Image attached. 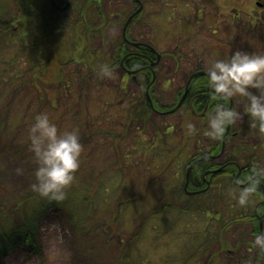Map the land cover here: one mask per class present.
Instances as JSON below:
<instances>
[{
    "label": "rangeland",
    "instance_id": "374dc122",
    "mask_svg": "<svg viewBox=\"0 0 264 264\" xmlns=\"http://www.w3.org/2000/svg\"><path fill=\"white\" fill-rule=\"evenodd\" d=\"M98 1L74 0L63 12L53 9L51 13L67 15L52 24L51 13L48 22L43 20L50 11L48 0H0V7H8L0 16L11 20L15 31L12 37L8 27H0V208L19 224L16 210L22 198L36 206L49 203L31 188L36 165L27 136L36 114L48 113L61 132L77 131L84 149L75 179L65 189L63 202L70 207L45 209L38 219L39 248L20 246L0 264H120L125 249L134 244L135 264H264V252L254 247L258 221L263 228L261 205L256 217L230 219L237 200L232 198L228 209L210 193L204 199L216 213L158 210L173 189L171 199L179 207L185 173L208 158L211 138L204 133L210 111L192 118L173 108L186 92L188 74L237 50L264 54V0H139L143 13L141 8L133 12L132 1ZM115 14L118 22L113 24ZM131 16V36L163 54L151 89L144 83L146 72L126 81L120 66L111 67L112 78H101L95 67L112 56L111 46L122 39ZM52 43L53 54L62 51L65 57L69 52L65 63L52 62ZM227 104L241 118L230 125L234 140L226 142L221 160L235 161L230 151L239 155L248 147L255 162L264 163V136L244 130L250 128L245 99L236 96ZM167 108L173 110L162 113ZM186 120L196 126L191 136L185 135ZM220 140L211 141L220 145ZM246 177L237 172V187L247 186ZM8 196L20 201L5 203ZM251 198L248 206L255 212L258 202ZM216 235L218 241L202 254L200 247Z\"/></svg>",
    "mask_w": 264,
    "mask_h": 264
},
{
    "label": "clouds",
    "instance_id": "9594fccd",
    "mask_svg": "<svg viewBox=\"0 0 264 264\" xmlns=\"http://www.w3.org/2000/svg\"><path fill=\"white\" fill-rule=\"evenodd\" d=\"M113 71L104 64L99 68V75L112 78ZM206 76L208 87L224 102L215 104L208 113L204 134L212 140L224 137L226 128L241 118V113L228 107L226 102L240 96L245 99L244 114L248 116L250 127L264 136V54L237 50L229 58L213 62L206 69ZM183 127L186 136L196 132L191 121L186 120ZM27 140L36 165L32 190L49 202L61 203L65 189L73 183L80 167L84 149L78 132L68 129L61 132L49 114L41 112L35 115L28 129ZM17 172L22 174L23 170L17 169ZM247 180L246 187L231 192L241 207L249 204L250 197L264 180V163H254ZM254 247L264 252V232L255 236Z\"/></svg>",
    "mask_w": 264,
    "mask_h": 264
},
{
    "label": "trees",
    "instance_id": "16d2710c",
    "mask_svg": "<svg viewBox=\"0 0 264 264\" xmlns=\"http://www.w3.org/2000/svg\"><path fill=\"white\" fill-rule=\"evenodd\" d=\"M59 4L63 5L65 4V2L63 0H58ZM48 8L50 9V11L48 10V12L46 13L45 16H43V20L48 19L49 15L51 12H53V9H56L55 4L53 3L52 0H48ZM77 5H75L74 7H76ZM7 4L3 5V7H0V12L3 9H6ZM75 11V8H74ZM56 13H51V15L54 17L53 18V23L52 24H56L55 21L60 20H64V18L66 19V15H67V11H65L66 13H61V12H57V10H55ZM80 11H77V16L80 15ZM50 15V18H52V16ZM60 16V17H59ZM1 17V16H0ZM2 18V17H1ZM8 20V21H5ZM82 20V19H81ZM11 20L9 19H0V27H8L10 31V33L12 34V37L15 36V31L12 30L13 28H11L10 26L12 25ZM45 22H48V20H46ZM55 29V27H54ZM51 33H54L53 31H50ZM85 33H88V31H85ZM56 37V36H55ZM59 37H56V39H58ZM16 40V38L14 39ZM54 44L52 43V62L54 61V63L59 64L58 62L61 60L63 63H65L67 61L66 56H68V54L63 57V53L62 51H58L55 54H53V51H55V47H53ZM56 47H60L59 45ZM112 47V46H111ZM119 48V46H118ZM118 50V49H117ZM117 50H111L114 51V55L107 57L108 59H102L97 65L95 64L96 68H100L99 66L107 64L110 67H116V66H120L121 65V58L122 56L119 55V52ZM55 55V57H54ZM61 62V63H62ZM93 67V66H92ZM204 88H208L207 85V76H199L194 78L191 82H190V91H189V95L195 94L197 92L200 91V89H204ZM208 90V89H207ZM218 99H216L211 107H210V111L213 108V106L217 103H223L224 101H222L219 97H216ZM178 101H176V103H174L173 106H175L177 104ZM227 103V102H226ZM147 106L152 109L151 104L149 102V100L147 99ZM228 106V104H227ZM201 107L204 108V105L201 104V106H199V108ZM229 107V106H228ZM198 106L194 105L190 106L189 102H186V105H184V107L181 109V111L187 116L189 117L192 116V118L196 117L195 115V111L198 110L199 111ZM189 114V115H188ZM191 118V117H190ZM189 119V118H187ZM195 121V120H194ZM192 122V121H191ZM247 129L249 130L247 133L249 132H256L255 129L250 128H244V130ZM153 156H159L161 157L160 152H152ZM213 153H218L217 149H214ZM165 154H163V157L165 158L166 156H164ZM235 155V158L238 159L239 161L241 160V158L245 159V162H247L249 165L246 167L248 170L246 173H242L240 175L241 176H249L251 175V170H252V165L256 163L255 159L257 158L256 155H254V153H252V150H249L248 147H246L245 149H243L241 151V153L238 155L236 154L235 151L231 150L230 151V156ZM238 155V156H237ZM204 156V155H203ZM163 160V158H162ZM251 165V166H250ZM215 167V162L214 160L210 159V158H200V160L198 162H196L192 168V171L190 172V183H189V190L190 191H194V192H198V193H194V194H188L184 188L185 183H186V173L185 176L183 177V184H181L180 189L182 190L180 193V197L177 198L181 200H179V207L177 206V204H175L174 200L171 199V197L174 196V191L175 189H173V193H170L171 195L169 197H166L164 199L165 203H164V208H158L159 211L163 210H172V209H178V212L181 210H186V209H190L191 211H202L203 213H207V215L211 214L212 211H214V206H211V203H209L206 199H204L205 196H208L211 193V196L213 197V199L215 201H220L221 203H223L225 206L228 207V209L231 207V204L233 203V196L231 194L233 189H236L237 192L241 189L239 187H237V185L234 183V180L236 178L237 172H238V168L236 166H227L224 170L216 173V174H211L210 178L207 180L206 179V174L213 170ZM236 167V168H235ZM232 168V169H230ZM237 169V170H235ZM224 177V179H223ZM226 177V179H225ZM246 177V179H247ZM211 180V187L206 189V191H204L203 189L207 188V183L208 181ZM228 180V183L227 181ZM226 181V182H225ZM231 187V188H230ZM39 195V194H38ZM184 195V196H183ZM36 196V195H35ZM251 197H254L255 201H257L258 203H260L261 201H264V183L262 181H260V185L259 188L257 190L256 193H254ZM250 197V201L252 200L253 202V198ZM8 200H4L6 201L5 203L11 204V203H16L20 201L19 198H12L11 196H8L7 198ZM39 199V198H36ZM27 200V198L25 197L24 199L22 198L23 201V205H20V208L17 207L18 210V214L21 216V220L22 222L19 224L14 223L13 221V216L11 214H9L7 211H4V209L0 208V262L2 261V259L11 251L15 250L16 248L20 247V246H28V247H32L34 250H37L39 248V243H38V219L39 217L43 214V212L45 211V209L49 208L51 205L52 206H59V207H63L64 209H66L67 207H70V205H66L67 202L66 201H62L63 204L61 203H57L55 201L49 202L48 204H46V201L44 200V204L42 205V203L38 202L37 206L33 202L29 203V201H25ZM204 200L205 202H207L206 204L202 201ZM38 201V200H37ZM234 204H236L237 206H234ZM233 206L235 207V210H230L231 214H230V219H241L243 217H256L257 214L256 212H254L253 210H251V208L247 205L246 207H244L246 209V212L243 211V207L238 205V202H234ZM2 205V202L0 201V207ZM66 205V206H65ZM261 207H264L261 206ZM260 207V208H261ZM69 209V208H68ZM158 212V211H157ZM211 212V213H210ZM221 211H219V214L222 215L220 213ZM72 215L73 211H71ZM214 213H216L214 211ZM264 218V216H263ZM217 219V217H216ZM148 220V219H147ZM221 221V225H224L222 222V219H220ZM257 227L255 229V231L259 234L260 233V222L258 221L257 223ZM225 231V229H223ZM217 235L215 236V238H209L208 239V244H206L205 247H200L202 250V254H205L206 251L208 250V246L213 243L215 244L216 241H218L217 239ZM218 243V242H217ZM225 244V243H224ZM225 247H228V244L224 245ZM135 248H137V244H134V246L131 247H127V249H125V253H124V258L122 260V262L120 264H124L126 262H128V264H135L133 263L135 260L139 259L138 257H133L131 256L133 254V251ZM226 249V248H225ZM260 252V251H259ZM132 253V254H131ZM261 254V252H260ZM135 259V260H134ZM134 260V261H133ZM132 261V262H130ZM185 261L187 262V258L185 259Z\"/></svg>",
    "mask_w": 264,
    "mask_h": 264
},
{
    "label": "flooded vegetation",
    "instance_id": "af4514ba",
    "mask_svg": "<svg viewBox=\"0 0 264 264\" xmlns=\"http://www.w3.org/2000/svg\"><path fill=\"white\" fill-rule=\"evenodd\" d=\"M73 1L70 2V0H65V4H63V5H58V4L56 5L55 4V6H56L55 8L62 11L64 9L63 7H65L66 5L69 6ZM77 1H79V0H77ZM84 1H86L88 4H91V3L93 4L94 2H96L95 4H100L98 0H84ZM128 1H132V3L135 4V10L133 12H135L139 8L142 9V11H141L142 13L144 12V3L143 2H140L139 0H128ZM94 9H95V12H97L98 7L94 8ZM83 10L86 12L87 9L84 7ZM86 16H88V15H86ZM139 16H140V14L138 16H136L133 20H135ZM84 18H86V17H84ZM117 18H118L117 14H115V16L113 15V18H112L113 24L118 22ZM133 20H132V22L130 21V23L127 27L126 38L124 37V29H123L122 39L119 41V43H113L112 48L114 51L118 49L117 51L119 52V55L122 56L120 68L122 69V71L124 73L125 80L129 81V78L136 80L137 75L144 74L146 72V76H144V79H145L144 83H146L147 87H150V89H151V87L153 86L154 81H155L154 80L155 77L153 76V72L155 71V69H158V66L161 64L163 54L160 53L149 42H144L138 38L131 36V31L133 30L132 26L134 24ZM125 24H126V22L124 23V28H125ZM118 46H119V48H118ZM112 48H111V50H112ZM114 51H112V55H114V53H115ZM123 63H124V66L122 65ZM199 71H206V69H199V70L197 69L195 71L190 72V74H188V77L186 80L185 88H187V83L190 80L191 75L193 73L199 72ZM149 73L151 74V78L149 77ZM199 76H206V75L202 74ZM199 76H197V77H199ZM194 78H196V77H194ZM189 89H190V84L188 86L186 96H185L184 100L182 101L181 105L179 107H177L179 102L181 101L183 95L178 98L177 104L175 106H173L174 110L181 111V109L184 107V105H186V102L188 101L190 106L192 105V102H193V107H194V105H196L199 108V106H201V104L204 105V108L201 109V107H200L199 111L198 110L195 111L196 116L201 117V116L206 115V113H208V110L210 111V107H211L212 103L216 99H218V98H216L217 97L216 94L208 87V88L200 89V91L195 93V94L189 95V91H190ZM150 104H151V102H150ZM176 107H177V109H175ZM171 109L172 108H167L162 113H166L168 111L170 112ZM230 129H231V127H230ZM229 133H230V130H229L228 134H226V131H225L224 137L220 140L221 141L220 145L218 144L219 143L218 141L215 143V142L211 141L212 139L209 140L210 148L206 150L207 151L206 156L208 158L214 160V162H215L214 169L217 170L218 172L224 170L227 166L233 165V166H236L238 168V172H240V175H241L242 173H246L248 170L246 167L249 164L247 162H245V160L240 162L238 159L235 158L236 159L235 161L229 160L225 163L221 160L222 159L221 153L223 152V150L225 151V148L227 145L226 142L234 140L233 134H231V137H229ZM214 149H217L218 153H213ZM251 165H253V164H251ZM217 171L213 174L218 173ZM261 181L264 183V180H261ZM207 185L208 186L206 189H208L212 186L211 180L208 181ZM258 205L263 206L264 201H261L260 203L257 204V206ZM255 212H256V209H255ZM263 216H264V211L262 214H259V217L262 218L260 221H262V224H263V228L260 227V233L264 232V218H263Z\"/></svg>",
    "mask_w": 264,
    "mask_h": 264
},
{
    "label": "water",
    "instance_id": "95a60500",
    "mask_svg": "<svg viewBox=\"0 0 264 264\" xmlns=\"http://www.w3.org/2000/svg\"><path fill=\"white\" fill-rule=\"evenodd\" d=\"M53 2L55 3V0H53ZM55 4H56V3H55ZM67 6H68V5H67ZM67 6H66V7H67ZM132 17H133V16H131V17L127 20V22H126V25H125V28H124V37H125V38H126L127 27H128V25H129V23H130ZM122 65L124 66V63H123ZM202 74H205V75H206V71L195 72V73H193V74L191 75L190 80H189L188 83H187V89H186V92H187V90H188V86H189L191 80H192L194 77H197V76L202 75ZM186 92H185L184 96L182 97V99H181V101L179 102V104H178L177 107H179V106L181 105L182 101L184 100V98H185V96H186ZM150 102H151V104H152V106H153V101H152L151 98H150ZM192 105H193V102H192ZM177 107H176L175 109H177ZM229 130H230V126H228V128H227L226 134H228ZM239 173H240V172H239ZM189 175H190V168H188V170H187V172H186V184H185V189H186V191H187L188 193H196V192H191V191H189V189H188L189 182H190ZM258 207H259V205H258L257 208H256V214H257V211H258Z\"/></svg>",
    "mask_w": 264,
    "mask_h": 264
}]
</instances>
